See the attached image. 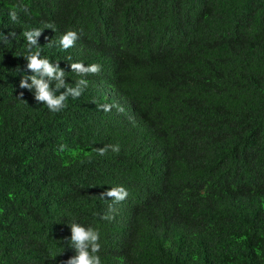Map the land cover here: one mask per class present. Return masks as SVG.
I'll return each instance as SVG.
<instances>
[{"label":"trees","instance_id":"trees-1","mask_svg":"<svg viewBox=\"0 0 264 264\" xmlns=\"http://www.w3.org/2000/svg\"><path fill=\"white\" fill-rule=\"evenodd\" d=\"M36 51L88 81L59 112ZM72 223L101 264H264V0H0V264H66Z\"/></svg>","mask_w":264,"mask_h":264},{"label":"clouds","instance_id":"clouds-1","mask_svg":"<svg viewBox=\"0 0 264 264\" xmlns=\"http://www.w3.org/2000/svg\"><path fill=\"white\" fill-rule=\"evenodd\" d=\"M11 19L16 20L17 14L15 11L10 13ZM40 30L26 31L23 35L26 37L28 44L30 46L37 45L36 38L41 35ZM80 37L77 31H68L62 36L60 40V45L63 49H68L74 46L75 41ZM27 60L29 61L28 67L33 70L34 73L39 75V79L36 75L29 77L32 80V85H28L26 80H21V88H31L36 89V100L38 102L46 103L49 110L52 112H59L61 109L66 107L65 101L68 96L77 98L81 95L83 88L87 86L88 81L86 79H80L76 87H70L65 84V72L61 70L58 66L53 67L52 63L47 59L40 58V52L36 51L28 55ZM71 70L77 72L81 76H87L89 74H99L101 71V66L99 64L93 63L91 65L85 66L83 63H73L71 64ZM48 77L45 80L44 77ZM52 80L58 81L55 85L56 89L60 87L66 88V91L60 95H55L54 91L50 88ZM105 111L110 110L109 106H101ZM63 147V146H62ZM108 148H111L114 152H119V145L112 146L108 145L104 148L97 149L100 155H105ZM129 196L128 190L123 186H116L110 188V190L101 194V197H109L114 203H120L124 201ZM112 210V205L109 206ZM103 219H112L110 216H104ZM71 228V245L75 249L76 255L71 257L66 261V264H101V259L98 253L101 250L100 233L98 229L92 227L85 228L78 223H72Z\"/></svg>","mask_w":264,"mask_h":264}]
</instances>
